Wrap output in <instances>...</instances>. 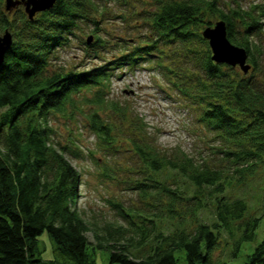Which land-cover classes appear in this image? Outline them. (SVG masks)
<instances>
[{
  "label": "trees",
  "instance_id": "trees-1",
  "mask_svg": "<svg viewBox=\"0 0 264 264\" xmlns=\"http://www.w3.org/2000/svg\"><path fill=\"white\" fill-rule=\"evenodd\" d=\"M55 1L30 20L23 5L9 12L5 0H0V31L8 30L13 36L0 66V264H39L35 250L43 231L78 264H91L89 245L107 250L110 263L178 264L175 250L185 249L186 264H227L214 260L222 236L234 240L233 255L237 256L240 246L255 238L261 221L249 215L247 202L229 190L233 179L244 184L264 165V50L257 40L264 33V4L244 8L236 0H151L154 9L143 12L149 34L141 43L125 47L110 63L77 71L50 70L56 49L66 45L75 30L81 32L82 24L93 26L88 37L94 39L85 42L104 46L99 24L111 15L114 4L127 6L129 0ZM214 19L224 21L231 43L246 50L251 65L247 73L211 59L201 32ZM161 45L174 46L175 55L181 49L173 65L163 64V50L155 56ZM153 56L159 58L164 72L169 70L179 81L176 85L183 96L195 104L199 123L227 144L220 152L221 161L226 162L218 167L216 162L196 161L184 151L163 150L146 137V124L133 119L137 132L126 135L124 141L142 164V173L151 177L152 188L149 192L141 188L143 196L161 197L159 204L147 202L145 212L130 210L134 214L120 209L128 226L118 221L87 222L76 207L81 173L67 160V152L75 155L77 147L74 141L61 145L52 139L50 117L72 118L81 113L98 142L109 147L117 141L113 130L119 127L101 118L95 106L106 103V88L115 69ZM191 57L195 67L177 65ZM94 86L98 90L91 99L81 95ZM83 106L92 108L85 111ZM165 171L181 175L187 184L183 189L171 188L154 177ZM137 182L136 187L142 184ZM209 204L215 205V219L210 222L201 218ZM149 239L157 245L142 256L137 248L143 249ZM244 264H264V239Z\"/></svg>",
  "mask_w": 264,
  "mask_h": 264
},
{
  "label": "rangeland",
  "instance_id": "rangeland-1",
  "mask_svg": "<svg viewBox=\"0 0 264 264\" xmlns=\"http://www.w3.org/2000/svg\"><path fill=\"white\" fill-rule=\"evenodd\" d=\"M223 1L233 0H221V3ZM236 1L244 8L252 4H264V0ZM153 9L151 0H129L127 6L114 4L113 12L107 16L109 19H104L99 24L101 29L98 34L102 40L106 41L104 46H89L90 43L87 44L85 41L92 34L93 26L82 24L81 32L75 30V35L70 37L68 43L56 49L50 70L62 68L83 71L86 68L110 63V60L120 56L125 47L131 48L141 43L144 35L149 34L150 28H148V22L146 23L147 20L144 19L146 14L143 12ZM217 21L214 19L212 25L208 26H214ZM3 33L0 31V36ZM257 40L261 42L264 50V33H261ZM172 49L176 48L172 46L167 49V46L161 45L154 53L158 56L159 51L163 50L164 53L161 55L163 58L160 59L164 61L163 64L170 66L180 57L178 53L181 51V49L176 50L175 55ZM155 56L151 59L148 56V61H140L134 66L125 65L115 69L110 84L106 88V103L103 106L101 104L95 106L101 118L113 121L119 127L113 130L118 133L117 141L108 145L109 147H104L98 142L89 126L88 119L80 115L81 113L73 115L72 118L62 115H51L50 117L54 128L51 133L52 139L61 145L74 141L77 147L75 155L67 152V160L81 173V195L76 207L87 222L100 225L105 221H118L128 226L120 215V209L134 214L130 210L145 212L149 208L147 202L159 204L157 201L161 197L153 199L143 196L142 189L149 192L152 188L149 181L151 177L146 171L142 173L144 172L141 171L144 170L140 167L142 164L124 141L126 135L137 132L133 119L140 118L141 125L146 124V137L153 138L163 150L175 154L184 151L194 156L196 161L205 160L211 165L216 162L218 167L226 162L221 161L220 152L227 144L220 137H216V134L208 130L204 124L199 123V114L195 111V104L192 105L190 98L183 96L176 85L179 81L173 74L171 76L168 74L169 70L167 72L162 70L158 64L159 58ZM193 60L194 57H191V60L185 63L181 59L177 61V65L185 64V68L195 67ZM235 67L239 68V66ZM189 89L192 90V87L189 86ZM96 90L98 89L94 86L90 90H83L81 95L91 99ZM83 108L88 111L92 107L83 106ZM123 112L126 114L125 119L122 118ZM102 173L109 176H103ZM161 175L154 177L166 181L171 188L183 189L182 185L187 184L181 175L174 172L165 171ZM232 179L231 176V181ZM137 181L142 183L138 187H136ZM232 183L233 186L229 193L233 197L243 198L248 204V214L261 217V221L255 238L244 242L237 256L233 255L234 240L225 235L222 236L220 245L214 251V260L215 262L224 260L227 264H244L247 261V255L252 253L255 246L264 239L262 211L264 165L262 164L253 175L247 176L244 184L236 183L235 179ZM162 200L165 202V197ZM112 203L119 204V208ZM214 206L209 204V208L202 211L201 218L209 222L213 221L215 219ZM168 229L170 227H166V230ZM88 237L90 242H94L92 233L89 232ZM147 241L143 249L137 248L142 256L150 254L152 247L157 245L155 240ZM87 250L91 264H118L110 263L107 250L94 248V245H89ZM184 250H175L178 264H186ZM136 251L133 252L137 253ZM35 258L39 259V264H78L66 252L59 249L55 239L47 231H43L38 236Z\"/></svg>",
  "mask_w": 264,
  "mask_h": 264
},
{
  "label": "water",
  "instance_id": "water-1",
  "mask_svg": "<svg viewBox=\"0 0 264 264\" xmlns=\"http://www.w3.org/2000/svg\"><path fill=\"white\" fill-rule=\"evenodd\" d=\"M55 0H5V9L9 12L13 11L19 5H23L25 13L32 20L38 12L50 9ZM226 23L217 21L214 26L205 28L202 32L211 49V59L216 63L227 64L230 67L239 66L243 72L247 73L251 68L248 63V55L241 46L233 45L227 37ZM92 42V38H87V43ZM13 43L12 33L8 30L4 31L0 36V66L3 64L4 57Z\"/></svg>",
  "mask_w": 264,
  "mask_h": 264
},
{
  "label": "bare ground",
  "instance_id": "bare-ground-1",
  "mask_svg": "<svg viewBox=\"0 0 264 264\" xmlns=\"http://www.w3.org/2000/svg\"><path fill=\"white\" fill-rule=\"evenodd\" d=\"M207 27H209V26H207ZM250 64V63H249Z\"/></svg>",
  "mask_w": 264,
  "mask_h": 264
}]
</instances>
